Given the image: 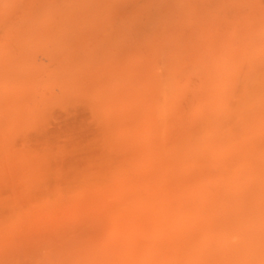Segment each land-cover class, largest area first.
<instances>
[{"label":"bare ground","instance_id":"bare-ground-1","mask_svg":"<svg viewBox=\"0 0 264 264\" xmlns=\"http://www.w3.org/2000/svg\"><path fill=\"white\" fill-rule=\"evenodd\" d=\"M0 264H264V0H0Z\"/></svg>","mask_w":264,"mask_h":264}]
</instances>
